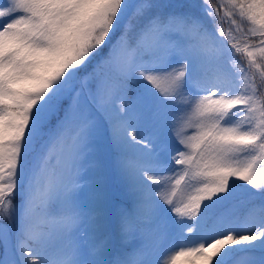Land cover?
<instances>
[{"label": "snow or ice", "instance_id": "obj_1", "mask_svg": "<svg viewBox=\"0 0 264 264\" xmlns=\"http://www.w3.org/2000/svg\"><path fill=\"white\" fill-rule=\"evenodd\" d=\"M0 264H264V0L0 3Z\"/></svg>", "mask_w": 264, "mask_h": 264}, {"label": "trees", "instance_id": "obj_2", "mask_svg": "<svg viewBox=\"0 0 264 264\" xmlns=\"http://www.w3.org/2000/svg\"><path fill=\"white\" fill-rule=\"evenodd\" d=\"M3 2H4V0H0V3H3ZM236 183L241 184L242 182L237 181ZM245 187H247V186L245 185Z\"/></svg>", "mask_w": 264, "mask_h": 264}, {"label": "rangeland", "instance_id": "obj_3", "mask_svg": "<svg viewBox=\"0 0 264 264\" xmlns=\"http://www.w3.org/2000/svg\"><path fill=\"white\" fill-rule=\"evenodd\" d=\"M189 131H191V130H189Z\"/></svg>", "mask_w": 264, "mask_h": 264}]
</instances>
